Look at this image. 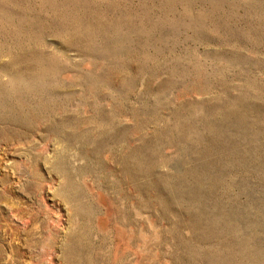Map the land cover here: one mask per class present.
Wrapping results in <instances>:
<instances>
[{
  "label": "rangeland",
  "instance_id": "rangeland-1",
  "mask_svg": "<svg viewBox=\"0 0 264 264\" xmlns=\"http://www.w3.org/2000/svg\"><path fill=\"white\" fill-rule=\"evenodd\" d=\"M0 264H264V0H0Z\"/></svg>",
  "mask_w": 264,
  "mask_h": 264
},
{
  "label": "bare ground",
  "instance_id": "bare-ground-1",
  "mask_svg": "<svg viewBox=\"0 0 264 264\" xmlns=\"http://www.w3.org/2000/svg\"><path fill=\"white\" fill-rule=\"evenodd\" d=\"M12 207V206H11ZM19 210V209H18ZM49 220V219H48Z\"/></svg>",
  "mask_w": 264,
  "mask_h": 264
}]
</instances>
